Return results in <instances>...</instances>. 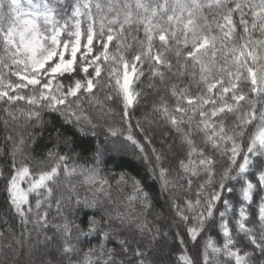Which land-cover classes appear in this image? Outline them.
Segmentation results:
<instances>
[{
	"label": "snow or ice",
	"instance_id": "1",
	"mask_svg": "<svg viewBox=\"0 0 264 264\" xmlns=\"http://www.w3.org/2000/svg\"><path fill=\"white\" fill-rule=\"evenodd\" d=\"M0 124V264H264V0H0Z\"/></svg>",
	"mask_w": 264,
	"mask_h": 264
},
{
	"label": "trees",
	"instance_id": "2",
	"mask_svg": "<svg viewBox=\"0 0 264 264\" xmlns=\"http://www.w3.org/2000/svg\"><path fill=\"white\" fill-rule=\"evenodd\" d=\"M146 112H147V109L144 106H141L139 110H136L135 112H133L132 124L134 127V131L137 134L138 138L142 140L143 137L142 135H140L139 129L135 128L137 119L141 121V125L146 130H155L154 131V145L159 149L161 146L160 145V139H161L160 132L159 130H156V124L150 123L148 120L144 118ZM44 120L50 121V123H47L45 125L46 130L44 131V135L37 140L34 146L36 154H42L46 151L48 147H51L52 145L56 144L57 141L55 139L54 129L62 128V122L60 121L58 115L56 114L45 115ZM62 130L64 129L62 128ZM73 133H74V130H67L68 135H72ZM76 136H77V142L80 144V148H78L77 151H80L81 149H90L95 144L94 140H89L87 138H80L78 134H76ZM101 139L103 138L101 137ZM3 143H4V130H3V125L0 124V145H2ZM60 144L62 148L63 147L62 140L60 141ZM148 150L149 151L151 150L150 147ZM88 155H90L88 151H85L83 153L84 157ZM110 155H113L115 157V165H116L117 171L127 170L134 175L143 176L145 184L149 186L150 190L158 191V186L154 185L152 181L146 175L142 162L137 160L136 157H134L131 152H128L126 154H121L119 156H115V154H110ZM112 167H113V161H110L107 168L110 169ZM81 194L83 195V192ZM154 211L157 213L167 214L168 210L167 208L164 207V201L162 198L158 199V202L154 208ZM5 220H7V223H5ZM9 228L12 229V231L16 232L17 234L20 231L18 220L14 218L12 214L8 211L7 204L5 201V195L3 194L2 191H0V231H4L5 237L10 236V233L6 231V229H9ZM6 243H8V239L0 240V244H6ZM31 243L35 245V248L31 255V259L35 261L36 264H40L41 261H43V264H48L49 257L44 255L42 251V249L44 248V245L43 244L37 245L35 240H33ZM5 251H7L8 256L10 258L12 256V252L7 249ZM24 252L25 253L27 252V247L24 249ZM171 259H174V257H172ZM28 260H29L28 255L21 256V264H27Z\"/></svg>",
	"mask_w": 264,
	"mask_h": 264
},
{
	"label": "rangeland",
	"instance_id": "3",
	"mask_svg": "<svg viewBox=\"0 0 264 264\" xmlns=\"http://www.w3.org/2000/svg\"><path fill=\"white\" fill-rule=\"evenodd\" d=\"M166 255H167V254L165 253V257H162V258H166Z\"/></svg>",
	"mask_w": 264,
	"mask_h": 264
}]
</instances>
